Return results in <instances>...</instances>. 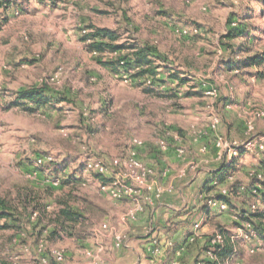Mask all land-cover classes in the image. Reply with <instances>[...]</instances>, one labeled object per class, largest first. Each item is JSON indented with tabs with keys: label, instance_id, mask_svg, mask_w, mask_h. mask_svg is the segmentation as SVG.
<instances>
[{
	"label": "rangeland",
	"instance_id": "obj_1",
	"mask_svg": "<svg viewBox=\"0 0 264 264\" xmlns=\"http://www.w3.org/2000/svg\"><path fill=\"white\" fill-rule=\"evenodd\" d=\"M242 23L251 30L246 39L224 37ZM88 24L117 30L121 42L155 46L163 56L156 78L163 82L137 85L102 65L112 55L87 51L81 36ZM245 42L247 51L237 52ZM254 54L264 55V0H15L1 6L0 197L16 210L10 228L0 230V264H39L50 252L63 254L66 264L72 248L102 264L98 246L81 240L127 237L118 224L136 221L174 188L159 175L184 183L202 168L225 179L216 183L208 175L206 193L198 188L203 210L195 224L232 232L237 254L229 264H264V240L245 225L234 227L233 212H264V62L236 65ZM174 70L185 83L169 77ZM36 84L64 100L34 113L12 106L16 90ZM54 175L68 182L51 190ZM113 189L143 202L136 220L126 216L130 197L117 198ZM222 193L233 209L206 214V194ZM115 200L128 205L122 209ZM64 202L83 219L71 228L78 244L68 227L49 235Z\"/></svg>",
	"mask_w": 264,
	"mask_h": 264
},
{
	"label": "trees",
	"instance_id": "obj_2",
	"mask_svg": "<svg viewBox=\"0 0 264 264\" xmlns=\"http://www.w3.org/2000/svg\"><path fill=\"white\" fill-rule=\"evenodd\" d=\"M15 0H0V7L3 6L8 8L11 6ZM84 34L81 36V40L86 44L87 51L97 57L103 58L107 54L112 55V58H107L105 61H101L100 63L110 70L113 71L114 74L118 73H126L133 79L135 84L140 85L141 83H145L149 81L151 85L155 82L162 83L163 80H158L156 77L159 73V69L161 68V60H163V56L161 52L153 45L143 43V44H135L128 42H121L122 34L117 30L109 29L105 27H96L94 25L88 24L82 28ZM251 30L247 28L243 23L232 27L225 34V38L228 40H233L236 38L246 39ZM246 41V40H244ZM245 43H243L242 47L237 49V52H246L247 48L245 47ZM230 46V44H228ZM236 52V51H235ZM264 62V55L254 54V56H249L244 60L239 61L237 66H259ZM228 67H233L229 65ZM169 77L174 81H178V85L186 82V78L181 77L179 72H171L168 74ZM146 92H152L151 89H144ZM64 98H56L50 89L45 84H36L28 87H23L15 91L14 99L11 102L12 106H15L19 110H23L29 113H34L37 111H44L48 107H54L57 103L63 101ZM150 153V152H149ZM153 154V151L150 153ZM154 155V154H153ZM155 156V155H154ZM51 165V164H50ZM232 164H229L228 167H231ZM36 170L43 171L42 167L36 166ZM226 168H221L219 171H224ZM96 176L102 181V183H106L107 180L99 173H96ZM57 179L58 185H52L51 183L48 187L52 189L61 188L62 185L66 184L67 180H62L60 177L58 178L56 175L51 176V179ZM213 179H216V183H220L225 179L224 175H220V173L213 174ZM212 179V180H213ZM204 183L203 186H205ZM202 186V192H205ZM262 200L264 202V192L259 190ZM206 193V192H205ZM257 196H260L256 194ZM216 200L224 202L226 205H229V209H233L231 201L228 199V194H220L218 196H214ZM15 207L5 199L4 197H0V230L10 228L8 221L15 220L14 216ZM205 213H210L212 210L205 208ZM214 211V210H213ZM215 211H224V210H215ZM234 215H236L237 220H234V227H239L244 224H249L254 230L257 236H260L262 240H264V212L259 210H251L250 208L239 209L237 211H233ZM3 219L4 222H1ZM56 222L52 226V230L49 232V235L56 234L57 230H65L66 227L70 228V231H66L67 235L74 236V232L71 231V228L75 230V226L78 223L83 221L80 213L71 208L67 203H61L59 208L57 209L56 214ZM43 227L47 228V225ZM216 232L221 234L222 243L209 245L210 240L213 238L214 232L210 236H206L204 239V243L200 248H198L199 253L206 255H212L214 260L203 262L202 264H226L230 259L234 258L237 254L236 245L238 240L232 238V232H230L226 228L217 227ZM262 228V229H260ZM171 229H167L165 232H169ZM199 228L197 229L198 232ZM75 237V236H74ZM199 236L195 235L194 230L184 232L183 241L177 247H175V242L171 243L172 251H176L181 249V256L179 257L180 263L183 264V253L185 251H189L191 248L197 247L199 244L198 239ZM76 239H79L76 237ZM166 253L172 255L169 249L166 250ZM44 256V255H43ZM51 264H56L51 258ZM6 264V263H2Z\"/></svg>",
	"mask_w": 264,
	"mask_h": 264
},
{
	"label": "crops",
	"instance_id": "obj_3",
	"mask_svg": "<svg viewBox=\"0 0 264 264\" xmlns=\"http://www.w3.org/2000/svg\"><path fill=\"white\" fill-rule=\"evenodd\" d=\"M149 157L153 158L154 156L149 153ZM202 170L203 168L198 172L197 176H193L184 183L175 179L171 174L166 176L159 175L158 179L161 183H172L174 188H166L161 199L152 203L151 206H147L146 210L140 214L136 221L123 222L124 225L122 224V226L118 224V227H120L118 233L122 231L127 233L124 245L116 246L112 238L105 235L100 240H96L95 243L91 239L81 240L72 237V240L77 244L84 241L83 243L86 247L98 246L102 264H167L177 251H172L171 244L168 245L167 243L175 242V247L179 246L183 241L184 232L194 230V224L201 220L203 209L201 208L202 204L200 205L196 202V193L198 188L199 191H202L201 188L206 177L213 175L210 170L209 173ZM175 186L177 187L176 189ZM114 202L119 203L121 207L123 206L122 209L128 205V201L125 202V200H115ZM116 207L118 208L119 206ZM113 210L117 212L118 209ZM211 212L209 213L210 215L214 213V211ZM205 226V224H202L199 232H197L199 234L197 247L195 246V248L193 247L183 253V264H202L203 262L212 261L209 255L205 253L198 254V248L202 246L206 237V235H200L215 231L212 228L205 230ZM167 229L171 230L167 233L165 232ZM153 240L156 241L155 244H153ZM167 249L173 254L169 253L168 255L166 253ZM69 256L70 258L66 264H92L90 257H86L84 252L80 253L75 248H72ZM230 262H232V259L226 264Z\"/></svg>",
	"mask_w": 264,
	"mask_h": 264
},
{
	"label": "built area",
	"instance_id": "obj_4",
	"mask_svg": "<svg viewBox=\"0 0 264 264\" xmlns=\"http://www.w3.org/2000/svg\"><path fill=\"white\" fill-rule=\"evenodd\" d=\"M48 159H50V158L47 157L46 160H48ZM44 161H45V159H44ZM40 162L41 161L39 160V163ZM112 163H113V165H116L117 164V160H114L113 162H111V164ZM99 171L102 172L103 168L100 167ZM145 172H146L145 170H142V174H144ZM148 172H149V170L146 173H148ZM51 184L57 186L58 185V180L57 179L56 180H51ZM102 188H104V186ZM113 191H114L113 195L116 196L117 198H121L122 196L123 197L127 196L128 198L130 197L129 200H131V205L132 206H131L130 210L127 212L126 216L132 221L136 220L138 214L143 211V202H141V200H139L138 198H131V194H128L127 190H123V189L114 190L113 189ZM222 194H224V193H222ZM154 195L157 198L160 197V195H161L160 188L155 192ZM151 200H152L151 197H147V201H148L147 203H150ZM204 200H205L204 201V203H205L204 205L209 210H213V209L223 210L226 207V204L224 202L216 200L215 197L212 196V195L206 194V197H205ZM252 207H254V206H252ZM244 225H245V227H247V229L249 231L252 230V228H251V226L249 224H244ZM101 227H102V229H105V230L107 228L106 225H104V224ZM193 228H194L195 235L199 236V234L197 233V229L199 228V225L198 224H194ZM114 237H115L116 246H120L122 244V241H123L124 238L126 240V237H124L123 235L117 234ZM152 242H153V244H155L156 241L153 240ZM221 243H222V236H221V234H219L218 232L215 231L214 234H213V238L209 242V245L221 244ZM167 244L170 245L171 242H168ZM181 252H182V250L178 249L176 251L174 257L167 264H181L180 260H179ZM86 253L88 255H90L91 252L87 251ZM155 253H156V249H155ZM209 256L211 257L212 260H214V257L212 255H209ZM49 258H51L54 262H56V264H63V262H64L63 254H61L60 252H50L48 255L46 254V255L42 256V258L39 260V264H51Z\"/></svg>",
	"mask_w": 264,
	"mask_h": 264
}]
</instances>
